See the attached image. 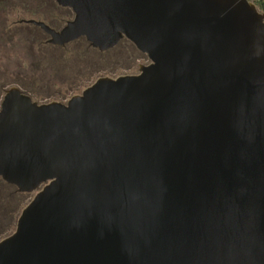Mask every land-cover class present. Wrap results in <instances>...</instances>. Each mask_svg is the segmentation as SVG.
<instances>
[{
	"label": "water",
	"instance_id": "1",
	"mask_svg": "<svg viewBox=\"0 0 264 264\" xmlns=\"http://www.w3.org/2000/svg\"><path fill=\"white\" fill-rule=\"evenodd\" d=\"M138 74L0 102V179L35 193L0 264H264V14L248 0H55Z\"/></svg>",
	"mask_w": 264,
	"mask_h": 264
},
{
	"label": "rangeland",
	"instance_id": "2",
	"mask_svg": "<svg viewBox=\"0 0 264 264\" xmlns=\"http://www.w3.org/2000/svg\"><path fill=\"white\" fill-rule=\"evenodd\" d=\"M53 2L54 0H0V85L3 84L6 89L18 87L38 104H65L73 92L79 95L86 84H93L100 78L115 79L117 76L136 75L139 67L147 64L127 40L103 53L84 50L82 42L70 44L64 49L40 44L38 39L44 40V36L32 26H23L18 22L30 19L39 21L40 9L41 20H47L51 18L50 15L56 16L55 14L67 20L68 13L55 9ZM1 98L0 96V100ZM3 183L0 179V197L9 199L12 189L5 188ZM34 195L35 193L27 195L26 202ZM12 206L8 204V210ZM20 212L21 210L18 217ZM5 222L6 220L2 221Z\"/></svg>",
	"mask_w": 264,
	"mask_h": 264
},
{
	"label": "trees",
	"instance_id": "3",
	"mask_svg": "<svg viewBox=\"0 0 264 264\" xmlns=\"http://www.w3.org/2000/svg\"><path fill=\"white\" fill-rule=\"evenodd\" d=\"M249 2H251L260 13L264 14V0H248ZM73 15L71 14L70 18L72 19ZM70 20V19H69ZM43 34V33H42ZM45 37V36H44ZM124 40H126L124 38ZM77 42H82L84 44V50L89 49L90 51H94V49H92L89 44L84 40V39H79L77 41H74L70 44H74ZM68 44V45H70ZM119 44V43H118ZM65 45L63 47H56L59 49H64L66 46ZM96 52H98L97 50H95ZM86 52V51H84ZM100 53V52H98ZM140 57L142 59H144L143 61H147V57L145 55H142L140 53ZM120 76H117L115 78H118ZM92 84H86L85 86H83V88L85 89L86 87L90 86ZM4 85H0V96L3 97L2 95H4V92L7 90L6 87H3ZM11 88V87H10ZM21 93L29 96L28 93L24 92L23 90H21L20 88L16 87ZM9 89V88H8ZM76 94L73 92L71 94V97L75 96ZM31 98V96H29ZM2 100V98H1ZM0 100V101H1ZM5 188H9L12 189L13 192V188L7 186L6 184H2ZM12 192H10V194H12ZM27 195L25 194H12L11 198H6V197H0V240H2L3 238L9 236L15 228L16 225V221L18 218V213L19 211L25 208V206L30 202H26L25 197ZM13 205L10 210H8L7 205ZM8 216V217H7ZM3 220H6L5 223H2Z\"/></svg>",
	"mask_w": 264,
	"mask_h": 264
},
{
	"label": "flooded vegetation",
	"instance_id": "4",
	"mask_svg": "<svg viewBox=\"0 0 264 264\" xmlns=\"http://www.w3.org/2000/svg\"><path fill=\"white\" fill-rule=\"evenodd\" d=\"M14 3V2H13ZM13 3H10V4H13ZM9 4V5H10ZM5 5H7V4H5ZM53 5H54V8L55 9H62V10H65L67 13H68V18H67V20H64V19H62L60 16L59 17H57V14H55L56 16H53V15H50L51 16V18H49V19H47V20H41V16H42V10L40 9V11H39V18H40V20L39 21H36V20H33V19H30V20H22V21H20V22H18V24H23V26H27V25H29V26H32L34 29H36V30H38L39 31V33L40 34H42L43 33V31L41 30V29H39L38 27H36V26H33L32 24H27L26 22L27 21H36V22H43L44 24H46L48 27H50L51 29H53V30H55V31H59L64 25H65V23L67 22V21H69V19L71 20V18H70V16H71V14H72V12L69 10V9H64V8H61V7H58L57 6V4L55 3V0H54V2H53ZM13 7V6H12ZM12 7L11 8H9V9H12ZM25 10V9H24ZM46 15H48V14H46ZM43 36H45L44 38V40H41V39H38V41H40L39 43L41 44V43H45L46 45H48L47 44V41H48V39H49V37L47 36V35H45L44 33L42 34ZM124 40V38L123 39H121L120 41H119V43L121 42V41H123ZM143 55V54H142ZM147 64L146 65H148L149 64V61L147 60V61H145ZM139 70V69H138ZM138 74V73H137ZM133 75H135V74H133ZM128 76V75H127ZM130 76H132V75H130ZM121 77V76H120ZM5 184V183H4ZM7 185V184H6ZM7 186H9V185H7ZM9 187H11V188H13L14 190H13V192H12V194H20V193H17L16 192V189L14 188V187H12V186H9ZM25 195H31V194H25ZM15 229V228H14Z\"/></svg>",
	"mask_w": 264,
	"mask_h": 264
}]
</instances>
